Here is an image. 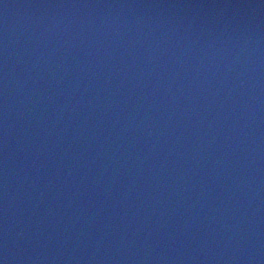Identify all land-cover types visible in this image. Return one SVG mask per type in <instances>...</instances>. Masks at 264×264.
Masks as SVG:
<instances>
[{"label": "water", "instance_id": "95a60500", "mask_svg": "<svg viewBox=\"0 0 264 264\" xmlns=\"http://www.w3.org/2000/svg\"><path fill=\"white\" fill-rule=\"evenodd\" d=\"M0 264H264V0H0Z\"/></svg>", "mask_w": 264, "mask_h": 264}]
</instances>
